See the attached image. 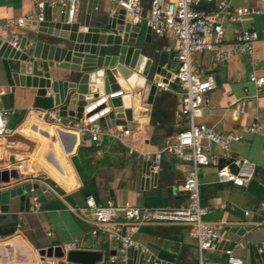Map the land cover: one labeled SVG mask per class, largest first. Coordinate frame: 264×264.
Instances as JSON below:
<instances>
[{
  "label": "crops",
  "instance_id": "1",
  "mask_svg": "<svg viewBox=\"0 0 264 264\" xmlns=\"http://www.w3.org/2000/svg\"><path fill=\"white\" fill-rule=\"evenodd\" d=\"M42 1L58 0H0V37L5 35L3 26L6 23L11 24L9 32H17L20 36L31 32L13 23L34 12ZM149 2L141 0L144 14L149 9ZM214 4V0H202L196 8L212 11ZM232 5L260 10L242 15L225 10L219 14V20L226 40H232L242 29L257 30L260 37L255 42L254 60L256 73L264 76V0H234ZM115 7L113 0H78L73 15L78 18L103 17ZM127 20L130 21L128 16ZM138 25L141 48L148 56L157 58L159 52L167 51L176 57L172 49L176 41L172 35L152 32L149 41H145L147 25L144 22ZM192 62L201 73L210 72L215 76V85L208 93L206 105L197 112L196 120L222 132L242 134L228 150L221 151L212 145L213 163L198 168L200 204L206 210L203 220L221 227L224 240L229 242L226 248H233L234 241L242 242L241 247L233 249L243 264H263L258 248L264 241V209L261 207L264 204V132L249 133L247 128L255 116H264V91L257 94L255 85L248 80L251 68L247 56L218 60L213 52L204 51L192 54ZM14 63L15 60L0 56V108L8 111L7 123L15 130L12 136L0 138V170L15 169L19 180L0 183V191L25 182H36L46 186L52 196H45L41 189L31 190L27 193V206L24 205L22 210L15 197L10 199L9 212H0V264H40L39 249L49 245L62 247L66 242L75 243L72 249H100L104 256L108 255L110 230L93 222L85 204L88 196L99 205L111 202L118 207L132 204L163 208L186 204L181 184L189 163L164 153L156 184L143 178L141 172L146 161L143 154L161 149L170 136L187 126V119L179 110L177 86L173 85L169 90L158 89L151 103L137 96L132 89L121 87L125 123H116L117 117L108 116L102 119L101 128L115 125L120 129L127 128L128 134L111 136L102 130L97 141L80 142L74 132L58 128L42 115V110L56 106L49 89L44 95H37V89L32 87L12 89L10 74ZM177 63L176 59L174 68ZM74 74L76 72L69 70L60 71L64 78ZM155 80L162 81L159 76ZM100 88L98 83L89 84V90ZM235 104L242 107L236 116L232 113ZM58 129L67 132L64 144L58 137ZM66 147H69L68 151ZM231 156H235V163L246 160L250 164L251 176L243 186L217 180L221 158L228 160ZM20 162L23 163L21 169L17 167ZM32 173L37 177L33 178ZM34 196L42 201V206L30 211ZM246 210L248 214H245ZM233 224L251 228L243 235L225 230ZM109 225L115 226L114 232L118 236L123 228L125 235L129 233V224L121 219ZM188 229L189 225L181 223L144 222L131 237L142 246L149 242L159 245L160 255L175 264H198L197 241L189 236ZM64 252V258H57L59 264H78L68 261L67 250ZM206 253L226 264L225 249H219L218 245ZM112 257L123 258L114 255L110 259ZM124 258L115 262L121 263Z\"/></svg>",
  "mask_w": 264,
  "mask_h": 264
},
{
  "label": "built area",
  "instance_id": "2",
  "mask_svg": "<svg viewBox=\"0 0 264 264\" xmlns=\"http://www.w3.org/2000/svg\"><path fill=\"white\" fill-rule=\"evenodd\" d=\"M202 0H150L149 9L144 14L141 0H113L116 7L123 8L130 22L140 24L144 22L150 26L157 35L170 34L175 38L173 51L177 57V66L166 81H156L159 90H169L175 85L179 88V110L187 119V126L170 136L166 144L154 153H145L143 158L151 159L152 171L160 169L162 155L167 153L189 163V169L182 180L181 189L186 195V204L179 207L149 208L132 204H124L121 207L108 202L105 205L96 203L93 197L85 200L86 208L95 223L100 227L106 224H114L120 219L129 224V233L121 238L124 247H138L140 244L133 240L131 235L144 222L181 223L189 225L188 234L197 241L198 264H223L207 255V251L213 250L224 240V231L203 220L206 213L200 204L199 196V166H207L212 162L211 146L216 145L221 151L228 150L233 142L239 141L242 134L237 131L222 132L196 120L197 112L206 105L208 93L215 85V76L201 73L192 62V54L210 51L218 60L241 55L250 58L248 80L252 82L257 94L264 91V76L256 73L257 64L254 60L255 42L259 39V33L255 29H242L232 40H226L224 27L219 20V14L225 10H232L236 15L255 14L260 10L247 6H233L234 0H214L215 8L212 11L198 9L196 6ZM68 2L71 13H74L78 0H58ZM33 12L14 21V25L23 27L26 18H30ZM10 23L3 26L5 35L2 37L10 44L17 46L20 34L9 32ZM124 91L102 93L92 98L82 109L81 117L71 118L59 114L56 105L50 109L42 110V115L60 129L74 132L80 142L86 139L97 141L103 128L101 121L109 116L113 106L110 99L123 96ZM239 104H235L232 113L236 116L241 110ZM8 111L0 108V138L12 136L15 130L7 123ZM111 136L128 134L127 128H117L115 125H106L103 130ZM249 133L264 132V116H255L254 121L248 126ZM237 172H232L228 165L217 166L216 176L219 182H231L234 185L243 186L251 176V167L246 160L236 162ZM18 168H23V163H17ZM36 178L37 174L32 173ZM42 206V201L34 196L30 203V211H36ZM224 207V204L221 205ZM264 209V204H261ZM248 214V211H245ZM95 233V230H94ZM242 246L240 240L234 241L233 248ZM75 247L74 242H66L63 250ZM233 248H226V264H243L242 259L234 253ZM258 251L264 253V241ZM123 260V258H111V262ZM40 264H59L55 257L45 256Z\"/></svg>",
  "mask_w": 264,
  "mask_h": 264
},
{
  "label": "water",
  "instance_id": "3",
  "mask_svg": "<svg viewBox=\"0 0 264 264\" xmlns=\"http://www.w3.org/2000/svg\"><path fill=\"white\" fill-rule=\"evenodd\" d=\"M73 14L68 2L42 1L32 16L25 19L23 27L31 32L20 36L17 46L0 37V56L15 60L10 74L12 89L32 87L37 89V95H44L49 89L54 104L59 107V114L71 118L81 117L83 106L92 98L118 91L121 87L132 89L137 96L151 103L158 92L155 77L166 81L175 69L177 57L167 51L159 52L157 58L148 56L141 48L140 26L127 20L123 8L115 7L103 17L88 15L78 18ZM151 33L150 26H147L145 41H149ZM59 70L76 74L64 78ZM95 83L101 90H89V84ZM121 98L110 99L113 110L109 117H117L116 123L124 124ZM65 136L67 132L58 129V137L63 144ZM234 157L228 160L221 158L219 166L226 164L230 171L237 172ZM152 166V160H146L141 172L143 178L156 184L158 172H153ZM17 180L19 175L15 169L0 170V183ZM35 189H41L47 197L52 196L46 186L36 182L14 185L0 191V212H9L10 199L15 197H18V208L22 210L29 200L27 193ZM102 227L110 230L108 255L104 256L100 249H69L67 260L78 264H175L160 255L159 245L149 242L144 246L124 247L120 238L125 235V228L118 236L114 225ZM250 228L233 224L226 226L225 230L243 235ZM228 243L227 240L221 241L218 248L226 249ZM38 253L41 260L45 256L58 259L65 256L59 245L43 247ZM114 255L125 257L124 261L111 262L110 257ZM261 260L264 264V253H261Z\"/></svg>",
  "mask_w": 264,
  "mask_h": 264
}]
</instances>
